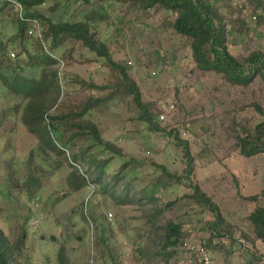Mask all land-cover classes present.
<instances>
[{"label": "rangeland", "instance_id": "obj_1", "mask_svg": "<svg viewBox=\"0 0 264 264\" xmlns=\"http://www.w3.org/2000/svg\"><path fill=\"white\" fill-rule=\"evenodd\" d=\"M209 1L222 16L233 55L243 59L253 51L264 54V0L248 4L244 11L234 10L228 0ZM128 4L85 6L75 0H50L41 9L52 21H77L93 17L91 11L100 8L103 19L93 23L97 37L136 81L154 123L178 131L188 142L191 174L185 171L183 146L172 136L149 130L131 96L120 87L114 90L119 72L110 71L103 59L70 39L56 51L65 64L61 69L54 65L58 96L50 111L74 110L92 93L80 87L79 80L112 84L94 91L93 96L104 99L84 119L94 122L103 140L120 152L89 138L67 148L64 156L42 149L21 121L26 100L6 91L0 81V229L11 242L24 238L20 264H58L60 246L68 264H193L195 257L178 250L165 261L160 237L169 220L182 225L181 239L196 247L206 245L211 264H264V245L241 236L253 235L248 215L259 202L247 198L264 189V154L238 155L235 143L238 130L244 134L242 128L252 130L264 119L255 109L258 104L264 112L263 80L238 86L221 73L200 70L192 59L190 39L171 26L174 13L157 4L147 9ZM5 12L0 15L4 39L16 31L8 9ZM32 38L27 47L34 51ZM41 70L38 65L25 67L22 74L39 77ZM160 113L165 114L161 121ZM72 152L78 155L74 168L86 179L79 189L73 188L81 181L79 174L68 182ZM157 165L176 177H167ZM100 169L105 180L117 173L122 177L115 196L92 182ZM191 181L216 203L221 225L213 226L211 211L189 197ZM122 186L130 194L135 188H153L158 199L122 201L116 197ZM158 208L163 209L160 215ZM34 216L39 219L36 227Z\"/></svg>", "mask_w": 264, "mask_h": 264}, {"label": "trees", "instance_id": "obj_2", "mask_svg": "<svg viewBox=\"0 0 264 264\" xmlns=\"http://www.w3.org/2000/svg\"><path fill=\"white\" fill-rule=\"evenodd\" d=\"M17 1L23 7L22 18L19 11L15 8L13 2L3 0L0 3V15L7 14L11 16V24L16 31L10 38L0 37V81L9 93L20 96L26 100L22 107L21 121L26 129L34 133L42 149L47 148L51 152L58 155L65 154L67 148H73L76 143L84 138H89L96 144H102L114 152H120V149L114 143L103 140L98 126L91 120L84 119L92 108H94L104 97L96 98L93 96L94 91L106 90L113 85H99L95 82H86L79 80V86L88 88L92 93L87 96L83 102L78 104L74 110L69 109L66 112L54 110L50 111L58 96V82L56 77V68L54 65L57 61L52 58L49 53H56L67 40H78L90 52L97 57L103 59L106 67L110 71H118L120 75L116 87L123 89L127 96H131L132 101L140 110L139 119L148 124L149 130L162 132L168 136H172L177 145L184 148V157L186 159L185 171L188 175L192 172V156L189 150V144L186 140L179 136L178 131L174 129L166 130L159 124L154 123L152 115L148 111L147 103L141 99V91L134 79L130 77L127 68L113 57L112 51L107 44L99 39L96 35L93 23L103 19L100 14V8H94L91 13L95 16H86L82 20L70 21L59 20L52 21L51 17L43 13L41 5L50 0H12ZM85 6L94 3L110 2L115 3L118 7L138 4L143 8H150L157 4L165 11L174 13L175 18L172 21V28L175 33L182 37L190 39V49L192 59L197 67L202 71H211L213 73H221L228 83L232 85L248 86L257 78H261L264 82V54L261 51H253L243 59L237 58L229 51L226 37V27L222 16L218 14V9L213 6L209 0H75ZM258 0L248 1L241 7H233L236 11H244L245 7L250 3L257 4ZM259 3V2H258ZM36 19L44 26L42 30L43 41L32 38L28 33L31 21ZM32 38L36 48L34 51L28 50L27 42ZM9 44L14 45L16 52L13 58L9 57ZM14 50V51H15ZM26 54V57H24ZM23 55V56H22ZM62 59L63 56L60 55ZM40 66L41 73L39 77H29L22 74L25 67ZM113 90V91H114ZM107 97V96H106ZM255 109L264 114L261 107L256 104ZM160 120V119H159ZM161 121V120H160ZM246 132L241 134L239 130L235 135V143L237 154L244 157H251L259 153L264 154V119L257 122L252 130L242 128ZM78 155L73 153L68 157L72 170L68 175V182L72 181L76 174H79L74 168ZM103 163H106L104 161ZM127 163L121 166V170L125 168ZM167 177H176L175 174L169 172L164 165H157ZM120 170V171H121ZM81 181L73 185L74 189H79L86 184V179L80 175ZM122 177L115 174L110 179H104V169H100L93 183L101 186V191H109L115 196ZM192 182V181H191ZM109 183H112L110 187ZM158 184V182H157ZM192 194L189 197L200 204H204L215 216L213 226H219L223 223L221 213L215 202L203 192L197 183L192 182ZM116 197L123 201V198H131L133 201L157 200L154 189H136L133 194L124 191ZM129 189V188H128ZM247 199L255 200L259 203L249 213L248 219L251 223L252 237L241 233L245 240L261 242L264 245V189L256 195H251ZM131 200V201H132ZM261 202V203H260ZM162 208L156 210V214H161ZM161 249L165 261L175 250L188 252L190 256L196 258V255L189 250L183 248L185 240L181 239L182 225L172 220L161 227ZM242 242V241H240ZM243 242H245L243 240ZM24 238L20 236L14 242H11L0 229V264H20L18 261V253H21ZM206 247V245H203ZM207 249V247H206ZM56 259L58 264H68L63 246H60ZM190 263V261H189Z\"/></svg>", "mask_w": 264, "mask_h": 264}, {"label": "built area", "instance_id": "obj_3", "mask_svg": "<svg viewBox=\"0 0 264 264\" xmlns=\"http://www.w3.org/2000/svg\"><path fill=\"white\" fill-rule=\"evenodd\" d=\"M7 1L13 2L15 8L19 11L20 18H22V13H23L22 5L18 3L17 1H12V0H7ZM248 1H252V0H228L229 4L235 8L241 7L243 4H246ZM42 30L43 29H42L40 22L36 19H33L31 21V26L28 29V33L34 39H37L40 42H42L43 41ZM49 55L57 61V64L59 65L60 69L63 68L65 63H64V60L60 56H58L55 53H49ZM14 56H15V51H11L10 57L13 58ZM164 117H165V114L160 113L159 119L162 120L164 119ZM38 223H39V219L36 216H34L32 225L36 227ZM183 248L191 251L192 253L196 255V262H194L193 264H211V257L209 256V252L205 246L201 245L199 247H196L194 245H190L189 242L185 241L183 243Z\"/></svg>", "mask_w": 264, "mask_h": 264}, {"label": "water", "instance_id": "obj_4", "mask_svg": "<svg viewBox=\"0 0 264 264\" xmlns=\"http://www.w3.org/2000/svg\"><path fill=\"white\" fill-rule=\"evenodd\" d=\"M51 239H54V236H52Z\"/></svg>", "mask_w": 264, "mask_h": 264}]
</instances>
